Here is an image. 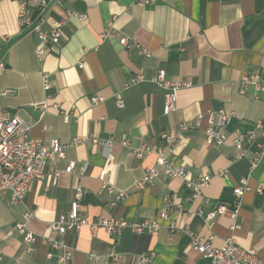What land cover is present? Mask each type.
Here are the masks:
<instances>
[{
  "label": "crops",
  "instance_id": "1",
  "mask_svg": "<svg viewBox=\"0 0 264 264\" xmlns=\"http://www.w3.org/2000/svg\"><path fill=\"white\" fill-rule=\"evenodd\" d=\"M138 1H55L44 13L42 27L48 30L63 22L61 39L38 61L36 33L21 31L17 2L0 0V45L4 37L10 40L0 71V105L31 125V136L45 145L77 141L65 148L63 158L50 159L44 167L49 174L58 169V176L33 179L22 203L12 204L10 192H0V264H62L61 251L42 237L62 240L72 250L63 264H91V251L126 254L110 264H135L137 255L150 252L148 264H210L187 234L165 227L152 234H135L126 227L117 239L89 224L61 235L50 232L48 223L69 212L77 180L88 191L78 207L88 223L109 217L141 222L166 208L168 220H160L162 224L170 220L189 227L215 245L233 235L239 245L253 248L264 259V190L256 191L264 185V139L257 134L246 142L240 158L233 144L237 132L258 123L264 126V90L248 85L240 91L241 74L264 66V0H159L145 6ZM68 8L85 17L68 15ZM122 38L127 45L119 43ZM158 69H164L168 79L190 83L177 91L169 114L163 111V90L153 81ZM42 73L49 74L46 88ZM137 75L142 79L132 83ZM92 95L104 99L93 105ZM118 95L124 99L122 108L116 105ZM42 102L46 109L40 108ZM220 109L232 113L222 127L213 121L227 138L210 145L201 130L208 124L207 113ZM201 113L199 129H179ZM169 130L178 136L165 151L166 158L193 179L209 177L194 199H189L182 179L163 171L135 187L145 169L155 166L156 151L165 146L161 134ZM145 144L154 152L137 153ZM68 161L74 162L72 173L64 171ZM102 169L111 186L127 192L123 201L113 204V195L101 188ZM241 179L247 180L248 189L236 218L223 214L205 222L208 211L236 202L233 189ZM25 209L34 210L27 223L37 235L31 252L25 251L18 234L8 233ZM234 223L240 227L232 231Z\"/></svg>",
  "mask_w": 264,
  "mask_h": 264
},
{
  "label": "built area",
  "instance_id": "2",
  "mask_svg": "<svg viewBox=\"0 0 264 264\" xmlns=\"http://www.w3.org/2000/svg\"><path fill=\"white\" fill-rule=\"evenodd\" d=\"M18 5L17 21L22 32H34L37 36V44L34 48V54L38 61H42L46 53L53 45L57 44L61 39L58 23L54 28L45 30L42 27L43 17L46 10L55 1L60 0H34V4L29 5V0H15ZM159 0H139L137 3L140 6L154 5ZM68 15L76 14L71 8L66 9ZM77 15V14H76ZM78 19L82 20L85 15H77ZM108 34V32H106ZM10 40L7 37L3 38V44L0 45V71L6 66L5 54ZM121 45H127L128 41L124 38L120 39ZM147 57L149 53L144 51ZM83 62L78 63V67H82ZM142 79L141 75H137L132 79V83L138 82ZM49 74L42 73L41 81L46 88L48 86ZM154 83L163 90V111L169 114L176 106L177 91L180 88L189 86L187 81H178L175 79L166 78L164 69H158L153 78ZM241 92H244L248 85H253L264 90V66L255 71H244L240 77ZM100 95H92L90 102L96 105L103 101ZM116 105L118 108L124 106V99L117 96ZM40 108L46 109L47 104L42 102L39 104ZM232 113L220 109L218 111H210L207 113L208 124L201 131L205 140L210 145H220L226 141V134L220 129L214 127L213 121L216 125L222 127L225 125ZM204 114H198L192 121L183 122L179 125L180 130L190 128L199 129L202 124ZM65 120L69 119V115L64 116ZM31 125L24 122L16 113H12L8 109L0 105V192L9 191L11 194V203H22L26 195L29 185L33 179H45L49 175L58 176L59 170L53 169L52 172L46 173L44 167L50 159L63 158L65 148L74 145L77 141L68 145H63L57 140H54L51 145H45L31 136ZM264 139V126L258 123L254 129L237 132L233 139V144L240 152L238 158L243 157L245 153L244 145L251 141L256 135ZM178 134L173 131H165L161 134L165 146L159 148L156 152L155 166L145 169L141 178L136 181L135 187L140 188L149 183L157 176L159 171L169 178H178L184 181L185 187L189 190V199H194L200 190L209 182V177L201 176L193 179L189 176L187 171L181 165H174L172 161L166 158L165 151L171 150ZM93 142H98L96 139ZM111 142H105V145H110ZM122 145H127L126 140L121 141ZM140 151L154 152V147L149 144L143 145ZM74 170V162L68 161L64 171L72 173ZM80 172V175H82ZM98 178L101 183V188L108 194L113 195V204H117L124 200L127 192L122 189H116L109 184L108 173L102 169L98 172ZM248 189L247 180L241 179L235 184L233 193L236 202L231 206L219 204L213 210L208 211L203 215L205 222L211 221L217 215H228L232 219L237 216L239 201ZM264 185L259 184L256 187L258 193H262ZM88 191L84 189L77 180L74 186L73 199L70 203V210L66 215H60L56 221L49 222L47 229L52 233L59 235L63 234L67 229H79L83 225H88L92 228H103L113 239H117L122 233L123 229L129 227L135 234L148 233L152 234L160 228L165 227L170 232H183L188 235L191 246L203 257L209 259L210 264H264V259L260 258L253 248H246L237 243L233 235H229L223 239L219 245H215L211 240L200 236L192 231L189 227H183L173 221H168L167 224H162L160 220H168V212L166 208L159 209L157 216L144 220L141 222H127L124 219H117L114 217L102 218L94 223H88L78 214L79 204L83 201ZM202 215V212L199 211ZM34 217V210L25 209L20 219H18L10 228L8 233H16L20 236L26 252L33 250V245L37 239V235L31 231L27 223ZM240 226L234 223L231 230L238 229ZM44 243L49 245L52 249L60 250L59 260L63 264L68 259L72 250L62 241L56 240L52 237H42ZM48 255H51L50 253ZM125 253L110 251L107 254H97L96 252H89L87 257L91 264H110L109 260L115 261L123 259ZM152 253H144L136 256L135 264H148L151 260Z\"/></svg>",
  "mask_w": 264,
  "mask_h": 264
}]
</instances>
